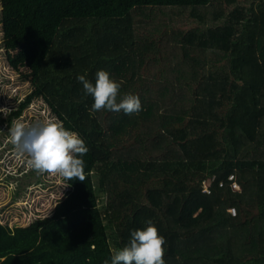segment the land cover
Wrapping results in <instances>:
<instances>
[{
    "label": "trees",
    "instance_id": "obj_1",
    "mask_svg": "<svg viewBox=\"0 0 264 264\" xmlns=\"http://www.w3.org/2000/svg\"><path fill=\"white\" fill-rule=\"evenodd\" d=\"M0 7L5 61L29 85L0 111V137L40 100L85 141L90 173L62 178L45 217L0 223V264H111L149 220L166 264H264V0ZM99 70L121 84L118 101L139 96V114L92 111L77 77L94 84ZM20 171L25 191L31 176L49 183Z\"/></svg>",
    "mask_w": 264,
    "mask_h": 264
},
{
    "label": "clouds",
    "instance_id": "obj_2",
    "mask_svg": "<svg viewBox=\"0 0 264 264\" xmlns=\"http://www.w3.org/2000/svg\"><path fill=\"white\" fill-rule=\"evenodd\" d=\"M77 79L82 83L84 92L94 99L92 111H123L126 115H132L142 110L138 95L126 94L118 101L121 84L105 70L96 73L94 84L84 75ZM9 132L18 152L29 157V166L38 174L59 176L67 181L76 178L85 181L90 175L85 173L82 158L89 148L76 132L66 129L62 123L45 120L28 127L15 123ZM147 224L145 229L131 232L126 246L113 251L111 264H166V240L151 220ZM104 264H109L108 260Z\"/></svg>",
    "mask_w": 264,
    "mask_h": 264
},
{
    "label": "rangeland",
    "instance_id": "obj_3",
    "mask_svg": "<svg viewBox=\"0 0 264 264\" xmlns=\"http://www.w3.org/2000/svg\"><path fill=\"white\" fill-rule=\"evenodd\" d=\"M1 44L2 26L0 24V111L11 107L15 94L23 97L29 89L28 83L21 80L19 74L7 65ZM45 120L51 121L52 117L42 101L37 100L15 123H22L28 127L37 121ZM11 144V136L0 137V223L13 228L25 226L35 217L48 215L56 204L55 198H61L68 188L62 177L42 174L43 182L49 181L47 186L35 185L36 178L31 176L34 185L25 191L24 185L26 186L29 178H24L20 182L15 180V177L22 176L21 169L25 171L32 169L28 164L29 157L18 152L16 146ZM18 191L21 194L17 199L15 197ZM39 212L41 214L38 215Z\"/></svg>",
    "mask_w": 264,
    "mask_h": 264
},
{
    "label": "built area",
    "instance_id": "obj_4",
    "mask_svg": "<svg viewBox=\"0 0 264 264\" xmlns=\"http://www.w3.org/2000/svg\"><path fill=\"white\" fill-rule=\"evenodd\" d=\"M233 188H234L235 190H238V189H239V186H238L237 184H234V185H233ZM231 212H232L233 214H235V210H234V209H232Z\"/></svg>",
    "mask_w": 264,
    "mask_h": 264
}]
</instances>
